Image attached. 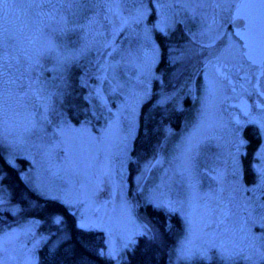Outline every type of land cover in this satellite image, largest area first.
I'll return each instance as SVG.
<instances>
[{
	"label": "snow or ice",
	"instance_id": "obj_1",
	"mask_svg": "<svg viewBox=\"0 0 264 264\" xmlns=\"http://www.w3.org/2000/svg\"><path fill=\"white\" fill-rule=\"evenodd\" d=\"M162 260L264 264V0H0V264Z\"/></svg>",
	"mask_w": 264,
	"mask_h": 264
},
{
	"label": "rangeland",
	"instance_id": "obj_2",
	"mask_svg": "<svg viewBox=\"0 0 264 264\" xmlns=\"http://www.w3.org/2000/svg\"><path fill=\"white\" fill-rule=\"evenodd\" d=\"M132 73H131V71L129 70V75H131ZM190 106H191V101L189 100L185 105H184V107L185 108H190ZM186 116H187V113H185L184 115H183V117L180 119V122H179V124L178 125H181L182 123H183V121H184V119L186 118ZM173 127V126H172ZM174 129H176L177 131L179 130V128H178V126H177V128H175V127H173ZM151 175H155V173H153V174H151Z\"/></svg>",
	"mask_w": 264,
	"mask_h": 264
},
{
	"label": "trees",
	"instance_id": "obj_3",
	"mask_svg": "<svg viewBox=\"0 0 264 264\" xmlns=\"http://www.w3.org/2000/svg\"><path fill=\"white\" fill-rule=\"evenodd\" d=\"M183 117V115H178L177 117H174L173 120H172V126L177 128L179 122H180V119ZM171 242V240L169 241ZM162 264H163V260H162Z\"/></svg>",
	"mask_w": 264,
	"mask_h": 264
}]
</instances>
